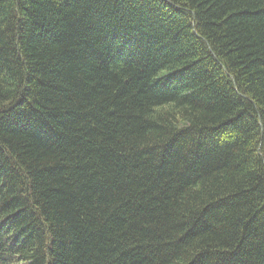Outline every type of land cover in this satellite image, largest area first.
<instances>
[{
	"label": "trees",
	"instance_id": "16d2710c",
	"mask_svg": "<svg viewBox=\"0 0 264 264\" xmlns=\"http://www.w3.org/2000/svg\"><path fill=\"white\" fill-rule=\"evenodd\" d=\"M0 264H264V0H0Z\"/></svg>",
	"mask_w": 264,
	"mask_h": 264
}]
</instances>
